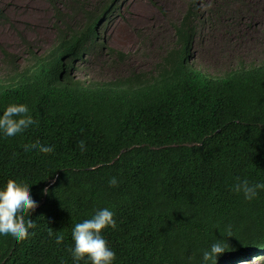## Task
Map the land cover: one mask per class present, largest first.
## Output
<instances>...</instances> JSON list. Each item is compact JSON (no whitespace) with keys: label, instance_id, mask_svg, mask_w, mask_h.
<instances>
[{"label":"trees","instance_id":"trees-1","mask_svg":"<svg viewBox=\"0 0 264 264\" xmlns=\"http://www.w3.org/2000/svg\"><path fill=\"white\" fill-rule=\"evenodd\" d=\"M47 1L56 9L54 48L40 57L25 42L23 69L4 51L0 110L24 103L37 126L0 136V185L31 186L38 207L27 239L0 238V264H73L74 225L105 207L117 222L103 233L114 264H201L217 239L228 251L216 264L264 255V191L247 201L234 190L238 180L264 183V64L222 75L194 68L191 9L158 76L86 84L75 64L103 51L98 22L118 0ZM41 144L54 152L40 153Z\"/></svg>","mask_w":264,"mask_h":264},{"label":"rangeland","instance_id":"rangeland-1","mask_svg":"<svg viewBox=\"0 0 264 264\" xmlns=\"http://www.w3.org/2000/svg\"><path fill=\"white\" fill-rule=\"evenodd\" d=\"M191 9L196 15L190 19L195 31L188 63L194 68L222 75L264 64V0H118L98 22L105 48L75 64L72 74L86 84L158 76ZM56 23V9L47 0H0V78L10 70L4 51L22 69L31 58L25 42L38 56L47 55L56 45ZM239 264H264V255Z\"/></svg>","mask_w":264,"mask_h":264},{"label":"clouds","instance_id":"clouds-1","mask_svg":"<svg viewBox=\"0 0 264 264\" xmlns=\"http://www.w3.org/2000/svg\"><path fill=\"white\" fill-rule=\"evenodd\" d=\"M34 126H37V122L24 103H10L0 110V136L14 137ZM79 147L81 151H86L83 141ZM24 150L29 151V147L25 146ZM32 151L35 154L36 150ZM38 151L50 154L54 152V146L41 144ZM108 183L110 187H114L118 181L111 177ZM234 190L238 194L242 193L247 201H252L260 191H264V183L253 184L247 179L238 180ZM47 193L48 189L45 188L43 194ZM37 207L38 203L31 195V186L11 179L0 185V238L17 243L27 239L32 234L31 230L36 228V223L30 219V215ZM114 216V211L105 207L96 210L91 218L74 225L71 233L74 246L70 249L73 264H81L82 261L85 264H114L116 252L103 235L106 229L117 227ZM52 235L50 231L49 236ZM228 236H231L230 232ZM63 240L62 235L55 236L56 244H62ZM226 251L227 242L224 239H217L209 248L203 250L201 264H216L218 256Z\"/></svg>","mask_w":264,"mask_h":264}]
</instances>
